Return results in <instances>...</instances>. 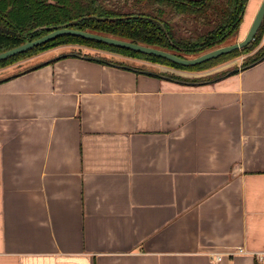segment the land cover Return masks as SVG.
Here are the masks:
<instances>
[{
    "label": "crops",
    "instance_id": "crops-1",
    "mask_svg": "<svg viewBox=\"0 0 264 264\" xmlns=\"http://www.w3.org/2000/svg\"><path fill=\"white\" fill-rule=\"evenodd\" d=\"M72 46L1 69L0 264H258L231 252H264V56L198 79Z\"/></svg>",
    "mask_w": 264,
    "mask_h": 264
},
{
    "label": "trees",
    "instance_id": "trees-1",
    "mask_svg": "<svg viewBox=\"0 0 264 264\" xmlns=\"http://www.w3.org/2000/svg\"><path fill=\"white\" fill-rule=\"evenodd\" d=\"M248 1L0 0V53L46 35L51 31L49 27L81 18L72 25L73 28L159 48L181 57H196L230 44L238 37ZM128 16L136 17L121 19ZM263 36L264 19L247 46L194 66H184L163 57L68 34L1 60L0 69L58 46L79 45L143 58L185 71H201L252 51ZM263 56L264 53H260L246 65ZM171 77L182 80L180 76Z\"/></svg>",
    "mask_w": 264,
    "mask_h": 264
},
{
    "label": "water",
    "instance_id": "water-1",
    "mask_svg": "<svg viewBox=\"0 0 264 264\" xmlns=\"http://www.w3.org/2000/svg\"><path fill=\"white\" fill-rule=\"evenodd\" d=\"M132 17H136V16L122 17L121 19L132 18ZM80 19L81 18L76 19V20H72V21H70L66 24L60 25V26L49 27V29H51V31L49 33H47L46 35H43L40 38H37L33 41H28V42H26L20 46H17L15 48L1 52L0 53V61L3 59H6L8 57L14 56L18 53L25 52V51H27V50L35 47V46L41 45V44H43V43H45L51 39H54L56 37H59L61 35H68L69 34V35L80 36V37L90 39V40H96V41L104 42L106 44H110V45H114V46H118V47H122V48H127L130 50L142 52V53L149 54V55H155V56L163 57V58L169 59L175 63L181 64L184 66H194V65L203 63L207 60L218 57L222 54L229 53L235 49H239V48H243V47L247 46L255 38V35L257 34V32H258V30H259V28L263 22V19H264V0H262L261 5L259 6V9L255 15V18L251 24V27L248 30L244 39L239 40L233 44L217 47V48L209 50V51H207V52H205L199 56L191 57V58L181 57V56H178L172 52L162 50L159 48L146 46V45H142V44H137V43L130 42L127 40H123V39H119V38H114V37L105 36L102 34H97V33L89 32V31L79 30V29L73 28L72 25L77 23ZM102 19L117 20L120 18H115V17L104 18V17H102ZM47 63H49V62H44V63L38 64L36 66H33L32 68L25 70L24 72L32 71V70L37 69V68H39V67H41ZM18 75H20V73L14 74V75L9 76L7 78L16 77ZM7 78H5V79H7ZM185 83H186V81H185Z\"/></svg>",
    "mask_w": 264,
    "mask_h": 264
},
{
    "label": "rangeland",
    "instance_id": "rangeland-1",
    "mask_svg": "<svg viewBox=\"0 0 264 264\" xmlns=\"http://www.w3.org/2000/svg\"><path fill=\"white\" fill-rule=\"evenodd\" d=\"M236 39L232 40V42L230 44H233L235 43ZM235 41V42H234ZM229 45V44H227ZM72 48H76L78 50H86L88 49V46L84 47V46H76V45H73ZM93 48V47H92ZM262 48V49H261ZM97 49V48H96ZM96 49H88L89 51H96ZM261 49V50H260ZM65 50V49H64ZM260 50V51H259ZM48 51V50H47ZM259 52V53H258ZM43 53V52H42ZM260 53H264V46L261 45V43L255 48L253 49L252 51L250 52H247V53H242L240 54L238 57L236 58H233L231 60H228L220 65H216V66H213V67H210L208 69H204V70H201V71H188V72H191L193 74H195L196 72H200L201 74H203L201 77H198L199 78H202V79H209V78H216V77H219V76H223V75H226L227 73H229L232 69H234L235 67H237L239 64H241L242 66L246 65L247 62H250L252 61L256 56H258ZM193 57V56H192ZM137 58V57H135ZM143 59V58H141ZM147 60V59H145ZM150 61V60H149ZM233 61V63H232ZM21 61L15 63V66H18V64L20 63ZM225 64H227V67L225 66L224 68H221L222 66H224ZM14 65V64H13ZM20 65V64H19ZM11 66V65H10ZM9 67V66H8ZM21 67H23L21 65ZM173 68V67H172ZM4 69V68H3ZM176 69V70H174ZM174 69H171L172 72H174L175 74H178V73H184L183 71L178 70L177 68H174ZM15 70V69H13ZM5 74V71H1L0 69V76L4 75ZM190 78V77H189Z\"/></svg>",
    "mask_w": 264,
    "mask_h": 264
},
{
    "label": "built area",
    "instance_id": "built-area-1",
    "mask_svg": "<svg viewBox=\"0 0 264 264\" xmlns=\"http://www.w3.org/2000/svg\"><path fill=\"white\" fill-rule=\"evenodd\" d=\"M231 253L232 254H253V256L255 257V260L257 261L258 264H264V252H255V253L252 252L251 253L243 247H238L236 250H234ZM221 258H222L221 255L216 256L217 260H221Z\"/></svg>",
    "mask_w": 264,
    "mask_h": 264
}]
</instances>
